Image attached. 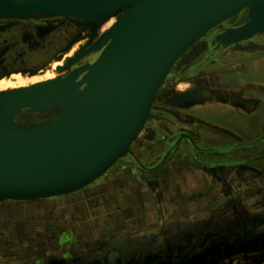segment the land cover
Listing matches in <instances>:
<instances>
[{
	"label": "rangeland",
	"instance_id": "rangeland-1",
	"mask_svg": "<svg viewBox=\"0 0 264 264\" xmlns=\"http://www.w3.org/2000/svg\"><path fill=\"white\" fill-rule=\"evenodd\" d=\"M121 13L115 12L93 30L84 18H73L76 26L70 37H75L64 45L69 43L68 49L56 53L49 59L50 65L33 76L4 72L0 93L7 90L9 82L15 88H25L65 77L73 68L83 66L80 61L95 51L82 54L76 63L68 59L90 50ZM237 16L215 26L176 60L157 91L141 132L113 168L68 193L32 200L0 199V264H264L260 180H246L251 184L244 185V180L221 179L219 188L212 185L218 179H103L107 172L122 166L128 174L138 171L137 161L152 164L166 147V135L175 136L182 128H202L200 117L193 114L195 107L218 108L210 104L217 100L234 107L238 106L235 101L245 99L237 95L236 88L212 80L217 74L227 80L225 84H241L242 64L264 58V51L258 50L264 46V32L234 45L219 42L217 36L226 28L240 27L247 13ZM1 20L5 19H0V29L11 22ZM205 37L212 38V43ZM241 49L255 51V55L242 56ZM165 88L166 98L162 99L160 91ZM204 118L213 122L215 116L209 111ZM139 141H144L139 158H133L131 149ZM227 211L230 217L221 215Z\"/></svg>",
	"mask_w": 264,
	"mask_h": 264
},
{
	"label": "water",
	"instance_id": "water-1",
	"mask_svg": "<svg viewBox=\"0 0 264 264\" xmlns=\"http://www.w3.org/2000/svg\"><path fill=\"white\" fill-rule=\"evenodd\" d=\"M0 1L3 2L4 0ZM35 1L8 0L4 3L0 2V6L4 4L15 7V5ZM44 1L81 2V0ZM85 1L87 3L91 2L88 3L92 7L91 10H89L90 8L84 10H47L33 6L24 10H12L15 12H0V19L5 20L53 17L75 18L87 14L85 17L92 18L90 22H93L91 29L93 30L97 23L122 10L121 15L114 23L92 44L90 51H95L96 55L91 62L84 64L83 67L73 68L68 76L60 79L57 87L54 84L56 81L51 80L49 87L55 88L53 93L26 92L27 89L25 88L10 96L3 95L0 98V115L1 112L11 108H16L19 111H43L50 107L57 108L67 101H69L71 107L73 94H84L76 103L74 102L75 104L71 109L66 111L58 121L69 118L75 112L73 110L84 102V97H87V90H93L87 84L91 80L86 82L85 77L87 75L95 77V72L101 67L104 68L103 65L110 62V65L117 68L119 72L123 89V98L120 101L121 110L117 116V122L103 137L105 138L104 141L98 139L101 136L99 128H96L97 130L95 129L93 133L90 131L88 135L79 136L81 138H79L78 143L68 145L76 150L74 153H69L70 149L66 147H64L65 151L53 149L55 146V142H53L50 144L49 150L42 147L41 150L36 152H25L17 155L25 157L29 154L30 157L27 160L25 158L18 160L13 156L16 159L0 161V199H24L28 198L24 197L28 195L39 198L37 196L42 195L43 197V195L50 193L70 190L72 187L88 180L112 161L114 162L115 157L129 144L140 123L145 121L144 113L148 110V105L157 89L160 78L166 74L168 64L182 46L198 33V31H195L192 36L177 41L173 39L175 27L169 26L163 31V37L158 38L157 36L150 40V36L155 29L168 15L191 0H142L136 8L130 11L120 9V5L125 0H94L98 3L92 2L93 0ZM245 23H243L245 25L241 24L240 27L236 26L223 30V33L217 36L219 42L221 44L229 43L264 31V17L261 16V12L250 13L246 17ZM240 28H243V30L239 33L237 31H240ZM103 71L104 69L100 73ZM103 110L100 112L103 113ZM92 114V118L99 117L95 111ZM93 123H95V119ZM66 126L62 124L61 129ZM229 126L233 127L232 124ZM113 130L114 133H112ZM94 135H96V138L94 137L95 142H100L101 146L87 158L89 150L92 149L89 148V144H91V140L89 141L91 138L89 137ZM83 136L87 138H82Z\"/></svg>",
	"mask_w": 264,
	"mask_h": 264
},
{
	"label": "bare ground",
	"instance_id": "bare-ground-1",
	"mask_svg": "<svg viewBox=\"0 0 264 264\" xmlns=\"http://www.w3.org/2000/svg\"><path fill=\"white\" fill-rule=\"evenodd\" d=\"M4 1H8V0H4ZM4 1L3 2L0 1V2L4 3ZM140 1L142 0H125L123 4L120 5V9H123L125 11H130L136 8ZM13 2H16V1H13ZM92 2H97V1L93 0ZM88 3L85 0H81L80 3H78L77 1H58L56 2V1L36 0L33 3L31 2V3L19 4L17 6L15 5V7L12 5L8 6V5L3 4L2 6H0V12L1 11L15 12L16 10H22V9L24 10V9L32 8L33 6L39 9L42 8V9H47V10H54V9L55 10H76V9L84 10L86 8L87 9L90 8L89 10H91L92 7H90ZM12 10H15V11H12ZM243 12H246L247 16H249L250 13L254 14L255 12L257 13L261 12V16L264 17V0H191L185 3L183 6L176 9L170 15H168V17L155 29L154 33L150 36V40L154 39V37H157V36L158 38L163 37L162 36L163 31L166 30V28L169 26L175 27L173 39L177 41L183 40L186 37L192 36L193 33H195V31H198L199 34L197 33L190 40H188L168 64V67L166 68V72H165L166 74H164L160 78V81L158 82V85H157V89L154 92V95L151 98V102L148 105V108H147L148 110H146V112L144 113L145 117L144 116L143 117L145 119L149 115V111L155 100V96L157 94L158 89L163 84L167 74L169 73L171 67L176 62V60L191 45H193L198 39H200L203 35H205L215 26L229 19H232V18L236 19V16ZM86 15H83L84 17L81 16V17H75V18H84L83 19L84 23L85 21H88V23L92 25L93 22H90L92 18L85 17ZM63 18H66V17H63ZM245 22L246 20L243 23ZM240 29L241 30L237 32L240 33L243 30V28H240ZM263 32L264 31L260 33H263ZM260 33H255L254 35H259ZM249 37H245L243 39H237V40L231 41L226 44L228 45L238 44L240 42L248 40ZM88 52H91V51L82 50L80 51V53L75 54L74 58L72 57L69 58L68 62L71 59L74 60V63L79 62L82 56ZM103 66L104 68L101 67V69H98L95 72L97 74V75L95 74V77L92 76L93 74L91 75L92 77H90L89 75L85 77L86 82H88V80H91L87 84H89V87L90 88L92 87L93 90L92 89H89L90 91L87 90L86 92L87 97L85 96L84 97L85 99L83 100L84 102H82L81 105H78L73 110L75 112L72 113V115L69 117L70 119L67 117L63 120L58 121L64 116L66 111L71 109L73 104H75L80 99L81 95L83 96L84 94H79V93L73 94L71 107H70L69 101H67L64 103L66 105L62 106L60 108V111H58L55 116L46 118L44 120L42 119L41 121H35V120L22 121L23 119L19 121L20 120L19 117L22 111L21 110L19 111L16 108H13V109L11 108L9 110L1 112V115H0V161L3 162L6 160L16 159V158L18 160H21V158H25V160H27L29 159L28 157H30L29 154L28 156H25V157H20L17 155L23 154L25 152H33V151L36 152L38 150H41L42 147L43 149L49 150L50 144L53 142H55L54 143L55 146L53 147V149L55 150L59 149V150L65 151L64 147H66L70 149L69 153H74L76 150L70 148L68 145L78 143L79 138H81L79 136L83 134L88 135L90 131L91 133H93L96 128H99L101 130V136H99L98 139L101 141L102 140L104 141L105 138L103 137H105L108 134L110 128H112L117 122L116 121L117 116L119 115L120 110H121L120 101L123 98V91H122L123 89H122L121 79H120V75H119L117 68H114L112 65H110V62L106 63ZM103 69L104 71L100 73ZM60 79L61 77L53 80V82L56 81L54 83L56 87L58 86ZM7 80L10 81V79H7ZM50 82L51 81L49 80L43 83L38 82L39 84L35 82V85H30L28 87H25L27 89L26 92H37L38 91L43 94L53 93L55 88L49 87ZM9 84L11 83L10 82L7 83V90L4 93H0V98H2L3 95L10 96V95L15 94L16 91H19L20 89H25L23 86H19L15 88L14 86H10ZM102 109H104L103 113L100 112ZM93 111L98 113L99 115L98 118L96 117L92 118ZM17 119L19 120L17 121ZM94 119H95V123H93ZM21 122H24V123H21ZM62 124L67 125V126L61 129ZM87 124L89 126H85ZM47 125H50V126H47ZM143 125H144V122L143 123L141 122L134 136L129 142V144L126 147H124L122 151L115 157L114 162L112 161L113 163L111 162L112 164L111 163L109 164L110 166L108 165L104 167L100 171L96 172L88 180H86L82 184L72 187L70 190H64V191L57 192V193H50L47 195H43V197L74 191L79 187H83L84 185L89 183L91 180L96 179V177H98L99 175H102L103 173H105L110 167H112L117 162V160L121 157V155H123L126 151H129L130 146L136 140L137 136L141 132ZM112 133H114V130ZM94 137L96 138V135L89 137L91 138L89 139V141L91 140L90 141L91 144H89V148L90 149L92 148V149L91 151L89 150L87 158H89L93 153H95L101 146L100 142L99 143L95 142ZM82 138H87V137L83 136ZM85 141L87 142V140ZM13 156H15L16 158ZM24 197H28V198H24L25 200L36 199L35 198L36 196L28 195ZM37 197H42V195L37 196Z\"/></svg>",
	"mask_w": 264,
	"mask_h": 264
},
{
	"label": "flooded vegetation",
	"instance_id": "flooded-vegetation-1",
	"mask_svg": "<svg viewBox=\"0 0 264 264\" xmlns=\"http://www.w3.org/2000/svg\"><path fill=\"white\" fill-rule=\"evenodd\" d=\"M47 19H19V20H1V21H11L5 27L0 29V79L5 76L3 74L7 71V73L13 72H21L23 70H39L42 66L47 64L49 59L58 53L60 50L63 49L64 45L70 39V36L74 33L75 23L76 20L73 18H68L61 22L51 23L48 22V25L45 27L53 25L52 28L48 29L45 33H39L37 28L39 24ZM42 21V22H41ZM54 21V20H53ZM52 21V22H53ZM33 22V23H32ZM41 22V23H39ZM46 23V22H45ZM79 26V25H78ZM229 24L228 27H230ZM234 26V25H233ZM23 27L26 28L27 32H23ZM44 28V27H43ZM70 37V38H69ZM208 43H212V38L205 37ZM204 38V39H205ZM203 39V40H204ZM264 39V38H261ZM71 42V41H70ZM69 44V43H68ZM67 44V45H68ZM251 44V43H250ZM254 44V43H253ZM259 45V44H257ZM259 51H264V46L260 45ZM65 48V47H64ZM240 53H244L242 56H252L255 55V51L249 50H239ZM247 52V53H246ZM249 52V53H248ZM246 54V55H245ZM94 55L85 57L81 64H87L92 61ZM246 59V57H243ZM264 66V58L252 59V61H248L242 64V70L240 71L241 74V84L232 85L231 83H224L222 78H220L217 74L212 76V80L214 82L219 83L221 82L225 87L234 90L237 89V94L245 99H252L259 98V96L263 95L259 92L258 86L260 85V81H262V74ZM4 67V69H2ZM39 72V71H38ZM171 76L168 77V80ZM259 80V82H257ZM230 81V80H229ZM234 81V79H233ZM264 81V80H263ZM232 82V81H230ZM214 86L215 83L213 84ZM164 87V86H163ZM243 88V89H242ZM165 89H162L160 93L163 95L161 96L162 99H165ZM242 89V90H240ZM235 93V92H234ZM244 100V99H243ZM242 100V102H243ZM256 101V103L259 102ZM255 101V100H254ZM222 101H218L215 103H210L212 106H220L218 108H208L205 109L204 105L197 106L194 108L193 114L199 116L198 118L201 120L200 129H195L191 131L187 128H182L178 130L174 136V134L166 135L165 140H163V145H166L164 151L158 154L157 159L151 164L147 163L146 165H141L138 161L137 169L138 171H131V173L126 174L130 179L134 175L136 179H160L162 170L164 167L170 166L172 170L175 172L180 171L181 169L190 171L196 170V175L200 172H206L207 170L214 169L219 166H225L228 164H232L235 160H249L250 157L258 156L261 152H264V148H256L252 151L247 152L245 155H240L235 158H221V159H211L209 158L211 155H221L227 156L226 154L229 153L232 149H241L244 147H251L256 145L257 143L264 144V134L260 133L258 130V120L259 116L262 118L263 116L260 114L264 108V100H260L259 105L253 106L251 109H245L242 105V108H236L233 106L227 105V103H222ZM240 103V102H238ZM235 105V104H234ZM236 106V105H235ZM261 107V108H259ZM254 108V109H253ZM201 110V111H199ZM212 112V116L215 118H211L213 122H208L204 118V113ZM56 107H50L43 111H30V110H23L20 115V121L25 120H35L41 121L42 118H50V116L56 113ZM264 119V118H263ZM264 121V120H263ZM27 122V121H26ZM33 122V121H32ZM24 123V122H21ZM206 123V124H204ZM229 126V125H231ZM204 125L208 126L209 128L213 129H205ZM230 128L236 129L234 139L222 137L221 140H218V136L216 137L215 134H225L230 133ZM232 133V131H231ZM174 136V137H172ZM144 141H139L138 146L135 148L132 147V155L133 158H139L140 151L139 148L143 144ZM198 148V149H197ZM207 151V152H205ZM164 156V157H163ZM229 157V156H228ZM206 158L205 160H203ZM202 159V160H201ZM136 160V159H135ZM140 161V159H139ZM134 164V163H133ZM148 168V169H147ZM151 168V170H149ZM125 167L115 168L114 171L107 172L105 176H111L119 174V176L126 170ZM141 170V171H139ZM192 170V171H193ZM215 173H217L215 171ZM254 175V174H253ZM254 179H258L257 176L254 175ZM230 180V179H228ZM234 182L236 179H232ZM215 183V185H214ZM221 179L218 181L213 182V186H217L220 188ZM264 200V198H263ZM261 212V211H260ZM263 214V211L261 212ZM219 214V212H218ZM231 213L225 215L230 217ZM213 219V218H212ZM214 220V219H213Z\"/></svg>",
	"mask_w": 264,
	"mask_h": 264
},
{
	"label": "crops",
	"instance_id": "crops-1",
	"mask_svg": "<svg viewBox=\"0 0 264 264\" xmlns=\"http://www.w3.org/2000/svg\"><path fill=\"white\" fill-rule=\"evenodd\" d=\"M44 19H47L44 20V22H42V24H39V27L37 28V31L41 34V33H45L48 29L52 28L53 25L51 24V26H48L46 28H43L45 27V25H48L47 23L48 22H51V23H57L58 21L59 22H62L61 20H64L62 17H53V18H44ZM55 20V21H53ZM53 21V22H52ZM39 22V23H41ZM46 22V23H45ZM23 32L26 33L27 30L25 27H23ZM68 46L67 45L65 48H63L64 51H66L68 49ZM61 58V56H60ZM52 62V61H51ZM51 62H48L47 66L50 65ZM44 65V66H45ZM44 66H42L41 68H39V70H23L21 71L22 73H28L30 74L31 76H33L35 73H38V71H42L44 69ZM2 69H4V67H2ZM263 72L262 74V81H260V85L258 86V90L261 94V96H259L260 100H264V66H263V70H261ZM1 76V75H0ZM257 82H259V80H257ZM30 86V85H29ZM255 100V101H254ZM259 99L258 98H248V99H244L243 102H240L238 103V101H235V103L239 106V105H242L245 109H251L253 106H256L257 104L259 105V102L256 103V101H258ZM229 106L230 105V102L228 104ZM238 106H234V107H238ZM242 106H239V107H242ZM261 108V107H259ZM254 109V108H253ZM263 117L261 118L259 116V120H258V128H259V132L264 134V108L263 110L261 111L260 113ZM229 130L232 131H229L230 133H227V135L225 134H220V133H217L215 134V136L217 137L218 136V140H221L222 137L224 139L226 138H230V139H234L232 136H234L235 132L237 131L236 129H233V128H230ZM256 148H264V144H261L260 142L257 143L256 145H253L251 147H244V148H241V149H232L229 151V153H227L226 155L227 156H221V155H211L209 158H213V159H221V158H235V157H238L240 155H245L247 152L249 151H252ZM198 149V148H197ZM264 150V149H263ZM207 152V151H205ZM229 156V157H228ZM206 158H204L203 160H205ZM202 160V159H201ZM114 165L110 168H113ZM109 168V169H110ZM108 169V170H109ZM148 169V168H147ZM151 170V168L149 169ZM193 170V169H192ZM183 170L181 169V172L178 171V172H175L174 170H172V167L170 166H167V167H164L162 170L159 171V173H161V178L160 179H188V180H200V179H211V180H216V179H236V180H244L243 183L241 184H251L250 181H247L246 180H253L254 178V175L257 176L258 180H260L261 182V185H263L261 191L263 193V196L262 198H264V152H261L258 156H255V157H250L249 160H235V162H233L232 164H228V165H225V166H219V167H216L214 168L213 170L210 169V170H207L206 172H203V173H199L198 175H196V170ZM215 171L217 173H215ZM126 174H128L127 172H123L120 176L119 174H116V175H111V176H104L103 179H130L128 176H126ZM254 174V175H253ZM136 176V175H134ZM132 177V179H136V177ZM239 182V181H238ZM193 183H188L186 182V185H190L192 186ZM215 185V184H214ZM213 193V191H212ZM249 198V197H248ZM221 215H225L224 213L221 214ZM213 218V217H212Z\"/></svg>",
	"mask_w": 264,
	"mask_h": 264
}]
</instances>
